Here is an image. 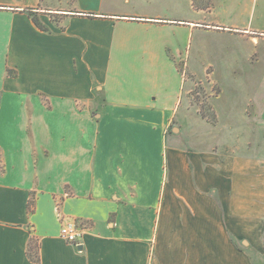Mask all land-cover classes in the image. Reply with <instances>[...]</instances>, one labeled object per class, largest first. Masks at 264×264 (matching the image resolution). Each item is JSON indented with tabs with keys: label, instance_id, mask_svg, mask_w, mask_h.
<instances>
[{
	"label": "crops",
	"instance_id": "obj_1",
	"mask_svg": "<svg viewBox=\"0 0 264 264\" xmlns=\"http://www.w3.org/2000/svg\"><path fill=\"white\" fill-rule=\"evenodd\" d=\"M52 1L0 0V264H262L264 160L193 150L173 132L196 22L168 1ZM129 60L143 61L144 85L122 81ZM57 203L86 225L79 247L60 237Z\"/></svg>",
	"mask_w": 264,
	"mask_h": 264
},
{
	"label": "rangeland",
	"instance_id": "obj_2",
	"mask_svg": "<svg viewBox=\"0 0 264 264\" xmlns=\"http://www.w3.org/2000/svg\"><path fill=\"white\" fill-rule=\"evenodd\" d=\"M161 1H168V6L172 2L173 12L178 3L177 10L182 7L183 16L197 24L183 39L182 52L187 51L177 63L182 78L172 82L182 87L181 108L172 126L181 136L180 143L193 150L216 149L226 155L264 160V34L260 35L264 32V0L256 4L251 0H121L120 5L134 9L144 2L149 8ZM71 2L53 0L42 6L70 9ZM222 26H248L258 32L252 35L257 38ZM111 67L120 73L117 54ZM122 67L126 86L145 84V77L136 75L137 69L142 75L143 61H125ZM10 71L13 76L15 71ZM2 102L0 92V113ZM171 144L168 135L167 145ZM4 172L1 156L0 174ZM259 261L263 264L264 256H254V262Z\"/></svg>",
	"mask_w": 264,
	"mask_h": 264
},
{
	"label": "built area",
	"instance_id": "obj_3",
	"mask_svg": "<svg viewBox=\"0 0 264 264\" xmlns=\"http://www.w3.org/2000/svg\"><path fill=\"white\" fill-rule=\"evenodd\" d=\"M56 214L61 224L60 237L66 243L79 247L86 225L63 216L60 212V203H57L56 205Z\"/></svg>",
	"mask_w": 264,
	"mask_h": 264
},
{
	"label": "trees",
	"instance_id": "obj_4",
	"mask_svg": "<svg viewBox=\"0 0 264 264\" xmlns=\"http://www.w3.org/2000/svg\"><path fill=\"white\" fill-rule=\"evenodd\" d=\"M29 15L31 16L32 20L36 24L38 28L41 30H47L46 27L39 21V19L36 17L35 13L32 10H28ZM8 75H12L11 71L8 69ZM32 201L29 202V211L32 212L31 206ZM28 256L31 261L38 263L40 261L39 254L37 251V244H34L33 241L30 242L29 248H28ZM264 264V263H263Z\"/></svg>",
	"mask_w": 264,
	"mask_h": 264
}]
</instances>
